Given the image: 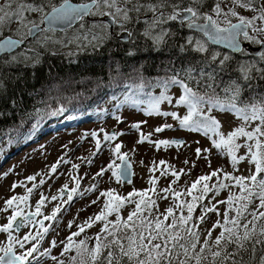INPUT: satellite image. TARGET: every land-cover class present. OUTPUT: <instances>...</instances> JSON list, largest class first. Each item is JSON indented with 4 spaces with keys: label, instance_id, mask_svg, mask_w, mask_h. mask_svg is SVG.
I'll return each instance as SVG.
<instances>
[{
    "label": "snow or ice",
    "instance_id": "obj_1",
    "mask_svg": "<svg viewBox=\"0 0 264 264\" xmlns=\"http://www.w3.org/2000/svg\"><path fill=\"white\" fill-rule=\"evenodd\" d=\"M249 48L258 55L250 56ZM87 52L107 58L106 77H69L54 90L35 88L33 81L49 57ZM115 88L132 90L119 103L138 106L143 103L139 96L146 94V116H170L176 122L148 134L142 131L147 121L131 124L138 133L136 144L157 150L174 145L179 156L186 146L182 137L154 141L153 134L195 133L200 137L193 139L195 159L185 157L179 169L153 161L150 174L159 170L161 177H172L162 189L153 175L145 190L133 187L126 195L111 187L100 190L101 182L131 185L135 174L124 145L111 143L124 133L104 132L110 162L81 189L85 176L78 174L81 165L68 158L74 151L69 140L55 163L10 186L11 192L23 188L24 194L11 195L0 206V213L7 214L0 224V264H264V0H0V117L17 115L19 121L0 128V140L7 137L9 147L30 140L42 123L67 113L68 104L98 107L108 102L109 90L110 99L118 101ZM156 88L159 95L145 92ZM25 95L38 101L31 111L23 107ZM165 102L185 114L162 111ZM113 118L124 123L120 116ZM88 137L95 152L77 159L91 165L102 140L97 131L78 139ZM213 155L225 159L231 170L223 164L213 168ZM201 161L207 173L174 187ZM69 164L72 187L65 182L50 198L41 191L33 210L34 192L64 175L58 170ZM225 191L226 198L218 199ZM96 193L77 217L93 205L99 211L81 223L74 217L67 228L76 230L58 240L62 211L75 198ZM158 200L169 201L163 211ZM55 201L45 214L46 202ZM220 205L225 206L222 213ZM209 221L211 227L203 228ZM97 225L95 233L85 234ZM22 229L28 231L21 234ZM52 231L56 237L45 247Z\"/></svg>",
    "mask_w": 264,
    "mask_h": 264
},
{
    "label": "rangeland",
    "instance_id": "obj_2",
    "mask_svg": "<svg viewBox=\"0 0 264 264\" xmlns=\"http://www.w3.org/2000/svg\"><path fill=\"white\" fill-rule=\"evenodd\" d=\"M67 51V50H64ZM170 95L173 96V100L178 98L176 92L173 90L170 92ZM162 111H177L178 115L183 116L185 114V109L183 108H175L172 105H168L166 102L161 105ZM113 114L120 116L124 123H118L114 118ZM147 121L146 124H142V131L145 134L150 132H154V128L158 125H162L165 122L172 124L174 127L176 126V122L169 117L163 116H146L144 114L143 109L135 108L128 109L125 106H121L111 112H108L104 115H99L93 119L86 120L85 122L76 123L74 125H68L57 129L55 126V130H46L44 133H40L36 138V143L33 142H23L19 145V147L11 148L8 157L0 158V206L3 205L4 199L10 197L11 195H23L24 189L17 188L15 192H11L10 186L12 183L23 180L28 175H32L35 172L44 169L46 165H51L56 162L57 158L62 154L61 145L71 140L73 143L70 145L74 149L69 154V157L73 163L80 164L79 175L85 176V179L82 181L81 189L89 186L91 182V176L94 175L102 166H106L109 161V146L107 143H103V133L108 132H123L124 135L119 136L117 141L111 142L114 143H122L124 147L122 148L123 152H128L131 157V163L134 168V176L132 180V184H124L123 186L117 185L114 182L109 184L106 182L100 183V190H107L109 187L117 189V191L121 194L126 195L129 191L133 189V187L137 190H145L149 187L148 180L150 176L158 178V189H162L166 187L172 177L169 175L167 177H161L160 171L158 170L154 174L149 173V168L152 167L153 161L159 164V161L164 160L166 164L172 165L174 168L179 169L185 167L181 162L185 159V157H192L195 159L193 152L195 147L198 145L193 143V139H200L198 134H188L183 131H170L165 130L162 133H154L152 139H173V138H183L186 141V146L179 149L181 153L177 156L178 150L173 145L168 149H164L161 147L160 150L155 149L153 145L148 143L144 144H136L135 141L138 139V133L133 131L130 128V125L136 122ZM63 125V124H61ZM60 126V125H59ZM227 127V125H225ZM103 129V131H101ZM97 131L100 134V138L102 140V150L99 154H97L93 158V162L91 165H88L86 162L77 159V157H88L91 153L95 152L94 141L91 137H88L86 140L81 142L78 138L82 133ZM202 143L205 141L202 140ZM45 145L46 148L44 152H41V146ZM135 148L133 152L132 149ZM46 157V158H45ZM143 162V163H141ZM223 164L225 166V170L230 171V166L225 162V159L217 157L213 155L212 167L215 168L219 165ZM163 167V166H161ZM243 167V165L241 166ZM12 169H15V172H12ZM71 170V165H62L59 168L60 173H64V175L59 176L58 179L48 180L45 185H43L39 190L34 192L32 198L30 199V204L32 209L34 210L35 203L39 199V193L42 191L49 198L52 195L57 194V190L65 183L69 182V187H72L70 183V176L68 173ZM187 171V169H185ZM209 169L203 164V162H199L197 167L191 172L190 175L182 176L180 181L174 187L181 188L184 186L185 181H188L190 184L192 180L196 179L200 174L207 173ZM4 173H8L5 178ZM39 180V177L37 178ZM104 180H107V176H105ZM51 185V188H49ZM31 186L30 184L28 185ZM96 194L88 195L85 199L75 198L71 207L67 208V210L62 211L59 215L60 223L56 231L59 232V237H56V231L50 232L49 236L46 237L44 246H48V241H50L53 237H56L58 240L64 239L67 235L70 234V231H75V226L69 230L67 228V224L74 217H77L78 210L86 207V205L92 200L96 198ZM227 196V192H222L221 196L218 199H224ZM59 203V201L55 202H46V208L43 209L45 214H50L55 205ZM160 205V210L168 205L169 201H160L158 200ZM67 207V206H66ZM225 206L220 205L221 213L224 211ZM129 209L124 210V215L127 214ZM99 207L93 205L90 208H87L85 211H80L78 217L76 219V223H81L88 216L92 215L94 212H98ZM197 211V215H198ZM5 213H0V224L6 222ZM42 218V217H41ZM40 219V218H38ZM216 217L213 215L212 220L214 221ZM48 224L49 222H45ZM98 225L93 227L92 229H88L86 231V235H92L98 230ZM203 228L211 227V221L207 224L202 225ZM28 231V229H22L21 234ZM83 235V234H82ZM4 236L0 235V240H3ZM60 249H55L53 251L54 255L59 254ZM47 264H51V261H48Z\"/></svg>",
    "mask_w": 264,
    "mask_h": 264
},
{
    "label": "trees",
    "instance_id": "obj_3",
    "mask_svg": "<svg viewBox=\"0 0 264 264\" xmlns=\"http://www.w3.org/2000/svg\"><path fill=\"white\" fill-rule=\"evenodd\" d=\"M73 2H78V0H73ZM153 60L156 63H159L158 60H155V57L153 58ZM149 63H152V61H149ZM151 71L152 69L149 68V72ZM82 73L84 74V77L81 76ZM108 73L109 69L107 67V58L99 56L95 53H81L78 56H74L71 58H67L63 55H58L56 57H49L46 60L43 68L39 72L38 77L33 81V84L37 90H40L42 87L44 89H48L49 87H51L54 90L60 86V81L66 80L69 77H74L76 80H80L85 77L91 78L94 76V74H100L106 77ZM73 87H77V85L73 84ZM111 91L113 90H109L108 102L102 103L98 107L96 105H93L92 107L85 108L76 103L66 105L69 108V111L67 113L59 117L50 118L49 120L42 123L37 129L34 136L28 141H22L19 144H15L9 147L6 143L7 137H3V139L0 140V148L3 149V151H0V158L8 157L10 149L18 147L23 142H33L34 144L36 142V138L40 133H44L46 132V130H55V126H58L57 129H60L70 124L74 125L76 123L85 122L86 120L93 119L99 115H104L117 108H120L121 106H125V108H128L129 110L135 108L144 109L146 107L148 99L146 94L139 96L138 99L140 101H143V103H140L137 106L133 105L131 101H128L126 103H119L120 101L124 100L125 95L128 92L132 91L131 89L115 88L114 91L116 93V96L119 98L118 101H113L110 99ZM149 91L152 92L153 95H159L161 89L156 88L145 90L146 93ZM54 94L55 93L53 92V95ZM66 95H70V93H66ZM22 103L25 110L31 111L33 105L38 104V101L33 100L31 97L25 95L22 98ZM118 103L119 107H117ZM74 108L75 110H73ZM70 115L75 116V119H68V116ZM14 122H19L17 115L0 117V128H6V126L12 125Z\"/></svg>",
    "mask_w": 264,
    "mask_h": 264
},
{
    "label": "water",
    "instance_id": "obj_4",
    "mask_svg": "<svg viewBox=\"0 0 264 264\" xmlns=\"http://www.w3.org/2000/svg\"><path fill=\"white\" fill-rule=\"evenodd\" d=\"M250 56H257L258 52L254 49V48H249V53ZM184 140V139H183ZM133 172H134V168H133ZM134 176V175H133ZM133 180V177H132Z\"/></svg>",
    "mask_w": 264,
    "mask_h": 264
}]
</instances>
